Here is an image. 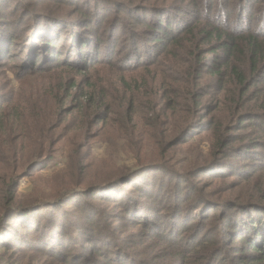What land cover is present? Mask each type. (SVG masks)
Masks as SVG:
<instances>
[{
	"label": "trees",
	"instance_id": "16d2710c",
	"mask_svg": "<svg viewBox=\"0 0 264 264\" xmlns=\"http://www.w3.org/2000/svg\"><path fill=\"white\" fill-rule=\"evenodd\" d=\"M36 1L0 0V65L27 70L0 91V264L167 263L144 258L128 218L163 235L170 264H264V224L239 223L264 187L235 196L264 179V0ZM209 133L208 159L179 160ZM25 179L42 184L29 198Z\"/></svg>",
	"mask_w": 264,
	"mask_h": 264
},
{
	"label": "rangeland",
	"instance_id": "374dc122",
	"mask_svg": "<svg viewBox=\"0 0 264 264\" xmlns=\"http://www.w3.org/2000/svg\"><path fill=\"white\" fill-rule=\"evenodd\" d=\"M34 1L40 7L39 3L36 0H34ZM39 2L41 3V5H46V2H44V1H39ZM150 2L152 4H156L158 1L157 0H150ZM41 24H42V22H39V25H41ZM156 52H157V50H154L153 54H156ZM117 53H120V51H118ZM14 62L15 63H19L20 61H12L9 65L8 64L7 65H0V91L2 93L8 92L11 85H13L15 88H18L21 85V83H20V81H18L19 79H18L17 76L19 74H24L27 71V70H18L13 65ZM168 84H175V86H176V83H171V81ZM211 99H212L211 97H206L205 101L212 102ZM204 120H209V119L206 118ZM194 137H196V135H194V134L190 135L188 137L189 141H186V142L182 143L181 144L182 146H180L178 149H174V152L179 155V160L181 162H183V163L185 161H195V160H197L200 157V155L198 154V152H199L198 150H201L202 152L205 153V150H208L209 147L212 144V142H210L211 139H212V135L210 133L206 134V136L205 135H201L196 140H193ZM109 156H110V154H108L104 148H100V147H96L95 148V158H108ZM123 156H124V154L120 153V154L117 155V158L122 157L121 162H123L126 159ZM64 158H65L64 154H61V156H57V158L54 160L55 162L51 163L47 167H44V168L42 167L43 170H41V172L38 173L37 176L41 175L42 179H49V178L51 179L54 176V174H56L61 169H63V165H64L63 160H64ZM208 158H209V156H207V154L205 153L204 160H206ZM148 160H151V159H148ZM236 162H238L239 164H244L245 163L244 160H239V159H237ZM128 163H129V165H127V167H129V166L132 167V166H134L136 164V162L133 163L131 161L128 162ZM211 172H214V171H211ZM155 173H156V171L153 170V171L145 172L144 174L146 176L151 175V176L148 177L151 180L152 178H154L156 176ZM205 178H209V177H205ZM35 179H37V177ZM35 183L39 184V186H42L40 181H35V182L32 183V181H30V179H25L24 182L22 183L20 189H19V193L20 194H24V196H27L25 198L32 197L33 195L28 196V193L31 191V189L33 187V184L35 185ZM261 183H262L261 187L263 188L264 187V179L263 178H262V181L260 179H256V181L254 183L252 181H250V182H244L243 181L242 183H240L242 185L239 187L238 191L235 193L236 194L235 196L237 197V194L239 196H248V195H250L249 191L251 189H253L255 187V185H257V187L259 188ZM126 186L127 185H125V188H127ZM229 186H230L229 183L215 182V187H213V188H216L218 191L221 190L222 194H225L226 196H228V194H229V192H228ZM46 190L48 191V189H46ZM138 191L139 190L137 189V192ZM131 193H134V192L131 191ZM120 195L126 196V194H122V193H120ZM77 201L78 202L70 201V203H71L70 206H73L72 204H77L78 203L77 206H75V209H76L75 210V214H77V215L82 217V219L78 223L79 225H81V224H83V222H87L88 220H91V219H90V216L88 215V212L86 210H84V202H83L84 200L81 199V198H77ZM256 202H259V204H263V205H260V206H264V201L263 200L262 201L258 200ZM65 203L66 202H64L63 204H65ZM114 205H116V204H113V206ZM157 206H159V205L158 204H153V203H150V205H149V207H152V208H156ZM256 208H259V207H256ZM262 208H264V207H262ZM50 212L51 211H48V212L47 211H43L42 215H45L44 217H46V216H48L50 214ZM56 213H58L59 216H61V217H65L66 216L59 210H57ZM253 214L254 215L251 216V219H249L247 217H246L247 220L241 218L239 223L244 225V226L248 225V227H249L250 224H247V223H250V222L252 223V222L258 221L259 225L262 226L261 224L262 223L264 224V211H261V212L255 211ZM116 216H118V215H116ZM127 220H128L127 226L130 228V229H128V232H127V234H129L127 236V238L132 236L130 241L133 242L134 244L141 245L140 249L141 250L144 249V258H149L148 255H150V254H152V256H155V253L159 252V256H156L158 261L167 262L165 264H170L172 262V260L168 259L169 255L171 253V250L169 248L165 249V247L163 246L162 239H164V237H163L162 234H160L158 237L147 236V228H146V226H138V227H135V228H131L134 225V223H131L132 219H130V218H128ZM175 225H176V223H175ZM175 225L173 224V226H175ZM186 226H188V225H184L183 220L182 221L181 220L178 221V227L180 228L179 230H181V231L185 230ZM213 227L211 226L209 228H212L211 230H214ZM246 229L247 228H245L243 231H245ZM254 229H256V230L258 229V231L261 232V234L264 233V227L263 226L260 227V228L255 227ZM132 232H135L136 234L134 235V233H132ZM71 233L76 235L75 231H71ZM193 233H198V231L197 230L195 232L193 231ZM253 233L255 235L256 232H253ZM196 237H198V234H196V236H194V238H196ZM143 239H144V241L147 239V241H145V243H143ZM236 240H238V239H236ZM241 245H242L241 243H238L237 241H235V244L233 246H228V248H226V250L228 249L229 251H231L229 248L232 247V248H235L234 251H237V250L239 251V250H241ZM99 261H100V263L104 262L102 259L99 260ZM69 264H71V263H69Z\"/></svg>",
	"mask_w": 264,
	"mask_h": 264
}]
</instances>
